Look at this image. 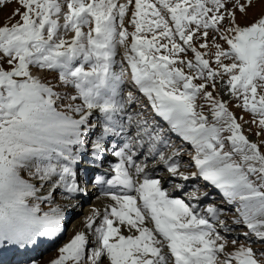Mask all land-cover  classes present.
I'll list each match as a JSON object with an SVG mask.
<instances>
[{
	"label": "snow or ice",
	"instance_id": "6c2138e0",
	"mask_svg": "<svg viewBox=\"0 0 264 264\" xmlns=\"http://www.w3.org/2000/svg\"><path fill=\"white\" fill-rule=\"evenodd\" d=\"M15 2L0 26V246L61 233L56 194H83L90 169L81 165L100 167L111 155L95 183L112 203L93 208L50 264H264V247H252L264 246V141L249 140L243 115L220 95L264 133V10L249 24L237 18L257 0ZM33 69L57 73V83ZM129 70L167 129L123 92ZM169 132L194 149L189 164ZM158 164L166 176L150 171ZM166 178L209 183L234 207L232 224L247 231L229 240L225 209L192 203L208 192L193 185L186 202L163 186Z\"/></svg>",
	"mask_w": 264,
	"mask_h": 264
},
{
	"label": "rangeland",
	"instance_id": "374dc122",
	"mask_svg": "<svg viewBox=\"0 0 264 264\" xmlns=\"http://www.w3.org/2000/svg\"><path fill=\"white\" fill-rule=\"evenodd\" d=\"M125 2V1H124ZM123 3V2H121ZM17 7H19V4L15 2V0H13V2L10 3H6L3 6H0V26H2L7 20L8 18L12 15L13 10L16 9ZM264 10V3H261V0H257V3L254 5L253 8L249 9V12L247 14V16H243L239 13H237V18H238V22L241 25H245V24H249L251 23L257 16L260 15L261 11ZM21 11H23V9H21ZM131 17V13L129 12L128 16L126 17V26L129 28V31H132L133 28L130 24H127V20L130 19ZM15 19H19V17L17 16ZM15 22V21H12ZM211 35V33H210ZM131 40V37H129V41ZM222 43V45L227 48L228 45L224 44L222 41H220ZM187 58L191 59L193 58V53H191L190 51L187 53ZM120 60V58H118ZM229 62V61H226ZM5 67H7V65H4ZM213 66H215L213 64ZM117 70L119 71V68H117ZM116 70V71H117ZM187 71V69H186ZM33 74L34 75H42L44 74L46 77L44 78L47 81H51L53 84L57 83V79H58V74L54 73V72H47V71H38L36 69H33ZM199 82V81H197ZM59 90H63L62 88ZM128 91H132L134 92L132 89L129 88V86L127 85V82L125 80V83L123 85V92L127 93ZM222 96V98L224 100H228L229 101V108L231 111H233L238 117L243 115V121H241L242 125H243V129L245 134L248 136L249 140L254 141V142H260V141H264V133H262L261 135H257V132L259 131V129L256 127V125L251 124L250 121L252 120V116L250 113L243 111L241 108L236 107V104L238 103V101H236L235 99H230L229 96L225 93V92H221L220 94ZM133 109L135 110H140L139 105L134 104L132 106ZM205 111L207 112V107L205 108ZM145 116H149V114H147L145 112ZM149 118H151V116H149ZM157 122L159 120L155 119ZM244 121H249V123H244ZM227 135V134H226ZM170 137V135H168ZM174 143H175V138L171 139ZM182 148V147H181ZM183 152L182 155L180 157V163L183 164H189L190 162V154H194V149L192 148V146L188 149H184V147L182 148ZM168 152L171 151V149L167 150ZM261 151L264 152V145H261ZM185 170V169H182ZM186 171H196L194 166H190L188 169H186ZM158 174H161L160 171H158ZM179 183V182H176ZM204 183V181L202 179H196L193 185H198L200 187V191H204L205 188H202V184ZM191 191H193V187L190 188ZM203 189V190H202ZM189 192H185L186 194ZM217 194L215 193H209V196L207 199H205V201L202 202V200L200 199L199 201H194L193 203H198L200 205V207H204L209 203H215ZM214 197V199L212 198ZM185 198H187V195L185 196ZM56 202L57 203H61L62 205H64V203H69V200L64 199L60 193L56 194ZM217 205V204H216ZM219 206V205H218ZM42 209L47 210L49 205L47 204V202L43 203L41 205ZM221 207V206H220ZM225 209V213L226 215H222L221 219H224L226 221V223H229V225L234 229V231L228 235V239L231 240L232 238L235 237V235L237 233H241L243 231H247L246 228H244L243 226H237V225H233L232 224V216L234 215V207L230 206L229 208L223 207ZM64 224V229L61 233H59L60 235L64 233L65 231V227L68 229L69 227V220L68 218H65V220L62 222ZM67 231V230H66ZM222 234L223 231H222ZM43 238V237H42ZM239 239L241 241L244 240L243 236H240ZM67 242L66 237H63L62 239H60V242L58 244H55L51 247H46L44 252H41V254L37 257H35L34 259L28 261V262H15V261H8V262H1L0 264H50V261L55 259L59 253H58V249ZM16 245H4L2 246V248L4 249V251L7 253L6 250L11 251L10 247H15ZM252 247L254 249L257 248H261L264 247L260 244H253ZM227 251H232V246L229 245V247L227 248ZM6 255V254H3ZM2 257V254L0 253V258Z\"/></svg>",
	"mask_w": 264,
	"mask_h": 264
},
{
	"label": "bare ground",
	"instance_id": "6f19581e",
	"mask_svg": "<svg viewBox=\"0 0 264 264\" xmlns=\"http://www.w3.org/2000/svg\"><path fill=\"white\" fill-rule=\"evenodd\" d=\"M125 0H120V2H124ZM127 66V64H126ZM130 77H131V74H130ZM132 89V88H130ZM133 90V89H132ZM135 94V93H134ZM136 95V94H135ZM147 111V108L146 110ZM185 147H187V145L185 144ZM190 146H188V148H190ZM116 160H110V164L113 162H115ZM150 165L152 163V161H149ZM110 164H108V166H110ZM107 167V166H106ZM107 169V168H106ZM150 171L155 175V176H160L158 174V171L160 172H164L166 173V169H165V166L163 164H158L155 169H151L150 168ZM108 171H104L103 173H106ZM166 176V175H165ZM196 179H193V180H189V181H182V180H178V179H173V178H166L164 181H163V186L165 188H170L172 186L173 183H176V182H179V183H183L185 184V187L183 189H170L171 191V194L175 197H180V198H184L180 195L181 192H189L191 189V187L193 186L194 182H195ZM193 183V184H192ZM211 188H213L212 185H210ZM217 190V189H216ZM102 188L101 186L99 187V189L97 191H95V195H98V198L94 197V201H90V202H84V201H81V202H78V201H73L72 203H64V210H65V218H68L69 220V227L68 229L65 227V231L63 234H58L57 236L55 237H58L57 240H56V244H58L60 242V239H62L63 237H66L67 241L71 238L72 235H74L75 231L76 230H79L81 227H82V221L84 219V217L88 214H90L91 210L93 208H97V209H100L101 211H103V209L110 203H112L110 197H106L102 194ZM218 191V190H217ZM195 200H193L192 202H194ZM205 201L204 199H202V202ZM72 205V207H71ZM222 207V206H221ZM229 224V223H228ZM231 225V224H230ZM67 230V231H66ZM122 233L124 235H128L130 234L128 232L127 229H123L122 230ZM43 236H39L36 238L35 242L34 243H31V244H28V245H25L23 247V250L24 248L26 247H32L34 245H38V248L41 249V248H44V246H49L51 245V243L48 241V240H45L44 237L42 238ZM53 237V238H55ZM11 246V245H10ZM21 249V247H19L18 245H16L15 247H10V250L13 252L17 249ZM7 253L4 251V249L2 248V246H0V253L2 254V258H0V261L2 262L4 258L6 257H9L11 253V251H8L6 250ZM29 251V250H27ZM41 251V250H40ZM3 254H6V255H3ZM19 254V253H18ZM23 254V253H21Z\"/></svg>",
	"mask_w": 264,
	"mask_h": 264
}]
</instances>
